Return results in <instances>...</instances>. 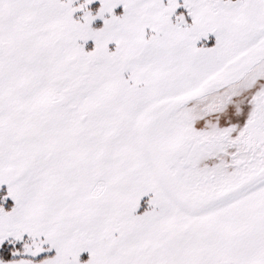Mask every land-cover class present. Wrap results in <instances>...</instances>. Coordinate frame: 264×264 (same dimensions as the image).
I'll return each instance as SVG.
<instances>
[{
  "label": "snow or ice",
  "instance_id": "1",
  "mask_svg": "<svg viewBox=\"0 0 264 264\" xmlns=\"http://www.w3.org/2000/svg\"><path fill=\"white\" fill-rule=\"evenodd\" d=\"M0 264H264V0H0Z\"/></svg>",
  "mask_w": 264,
  "mask_h": 264
},
{
  "label": "rangeland",
  "instance_id": "2",
  "mask_svg": "<svg viewBox=\"0 0 264 264\" xmlns=\"http://www.w3.org/2000/svg\"><path fill=\"white\" fill-rule=\"evenodd\" d=\"M93 7H96V5H94ZM121 11V9H117V12L119 13ZM178 11H184L183 9H179ZM215 43V38H214V36H210L209 37V39H208V41H201L200 42V44H204L205 46H212L213 44ZM199 46V45H198ZM87 47L90 49L91 47H92V44H91V42H89V44L87 45ZM2 190H6V186H4V188L2 189ZM145 199H147V198H145ZM142 204H143V201H142ZM144 207H146V205H144L141 209H140V211H143L144 210Z\"/></svg>",
  "mask_w": 264,
  "mask_h": 264
}]
</instances>
